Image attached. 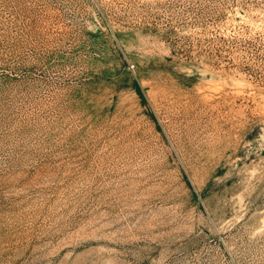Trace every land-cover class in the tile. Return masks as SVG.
Instances as JSON below:
<instances>
[{
	"label": "rangeland",
	"instance_id": "1",
	"mask_svg": "<svg viewBox=\"0 0 264 264\" xmlns=\"http://www.w3.org/2000/svg\"><path fill=\"white\" fill-rule=\"evenodd\" d=\"M0 264H264V0H0Z\"/></svg>",
	"mask_w": 264,
	"mask_h": 264
}]
</instances>
